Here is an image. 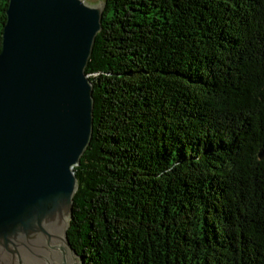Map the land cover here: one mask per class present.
Wrapping results in <instances>:
<instances>
[{
	"label": "trees",
	"instance_id": "trees-1",
	"mask_svg": "<svg viewBox=\"0 0 264 264\" xmlns=\"http://www.w3.org/2000/svg\"><path fill=\"white\" fill-rule=\"evenodd\" d=\"M94 1L70 246L83 264H264V0Z\"/></svg>",
	"mask_w": 264,
	"mask_h": 264
},
{
	"label": "water",
	"instance_id": "water-1",
	"mask_svg": "<svg viewBox=\"0 0 264 264\" xmlns=\"http://www.w3.org/2000/svg\"><path fill=\"white\" fill-rule=\"evenodd\" d=\"M103 4L8 0L0 49V264H83L67 238L92 135Z\"/></svg>",
	"mask_w": 264,
	"mask_h": 264
},
{
	"label": "rangeland",
	"instance_id": "rangeland-1",
	"mask_svg": "<svg viewBox=\"0 0 264 264\" xmlns=\"http://www.w3.org/2000/svg\"><path fill=\"white\" fill-rule=\"evenodd\" d=\"M86 3L90 4V5H96L99 4V2L94 1V0H84Z\"/></svg>",
	"mask_w": 264,
	"mask_h": 264
}]
</instances>
